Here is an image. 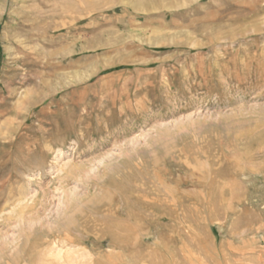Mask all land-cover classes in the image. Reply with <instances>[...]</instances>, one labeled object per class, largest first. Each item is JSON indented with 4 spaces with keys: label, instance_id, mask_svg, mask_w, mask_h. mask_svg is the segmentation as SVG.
Returning <instances> with one entry per match:
<instances>
[{
    "label": "rangeland",
    "instance_id": "374dc122",
    "mask_svg": "<svg viewBox=\"0 0 264 264\" xmlns=\"http://www.w3.org/2000/svg\"><path fill=\"white\" fill-rule=\"evenodd\" d=\"M0 195V264H264V0H0Z\"/></svg>",
    "mask_w": 264,
    "mask_h": 264
},
{
    "label": "bare ground",
    "instance_id": "6f19581e",
    "mask_svg": "<svg viewBox=\"0 0 264 264\" xmlns=\"http://www.w3.org/2000/svg\"><path fill=\"white\" fill-rule=\"evenodd\" d=\"M45 1V0H44ZM91 1V0H90ZM46 3H47V1H46ZM45 3V4H46ZM114 4V3H113ZM112 4V5H113ZM111 5V4H110ZM131 5V4H130ZM89 6V5H88ZM87 5H86V7H88ZM93 8V7H92ZM98 8V7H97ZM103 8V7H102ZM241 26V25H240ZM36 93V92H35ZM9 99V98H8ZM5 126V125H4ZM52 133V132H51ZM55 152H54V150L52 149V148H50V151L48 150V151H46V150H42V153L40 154L41 155V157H40V160H39V162H36V163H38L39 164V166H41L40 168H42L43 169V166L46 164V160L51 156V155H53ZM62 153V152H61ZM60 152H58L56 155L58 156L59 154H61ZM28 156V155H27ZM25 168V167H24ZM62 168V167H61ZM69 168H71V166L69 167ZM63 170V169H62ZM148 174V173H147ZM79 175H80V173H79ZM66 177H68V176H66ZM80 177V176H79ZM146 177H148V176H146ZM66 179V178H65ZM174 179V178H173ZM135 181V180H134ZM176 181V180H175ZM178 181H179V179H178ZM148 182V181H147ZM179 182H181V181H179ZM178 183V182H177ZM134 184V183H133ZM136 184H138V182L136 183ZM135 184V185H136ZM138 186V185H137ZM140 186V185H139ZM14 190H15V188H14ZM13 190V191H14ZM11 191V190H10ZM12 191V192H13ZM19 191V190H18ZM12 192H10L9 194H11ZM15 192V191H14ZM13 192V193H14ZM21 192H22V190H21ZM16 193H18V192H16ZM23 193V192H22ZM129 193V192H128ZM127 193V194H128ZM129 195V194H128ZM139 195H140V193H139ZM148 195V194H147ZM1 196V195H0ZM24 196V195H23ZM23 196H21V197H23ZM12 197V196H11ZM142 197H143V195H142ZM154 197H155V195H154ZM153 197V198H154ZM182 197V196H181ZM9 197L7 196V199H8ZM14 198V197H13ZM13 198H10V199H13ZM160 198V197H159ZM17 199H19V198H17ZM150 199H152V198H150ZM148 200V199H147ZM153 201H154V199H153ZM183 201L185 202V200L183 199ZM10 202H11V200H10ZM157 202V201H156ZM9 203V202H8ZM182 203V202H181ZM5 204H6V202H5ZM126 205V204H125ZM156 206V205H155ZM4 207V206H3ZM2 207V208H3ZM121 207V206H120ZM5 208V207H4ZM157 208H159V205H157ZM1 209V208H0ZM92 209H94L95 211H99L100 210V206L99 205H96V206H94ZM160 209V208H159ZM162 209V208H161ZM5 210V209H4ZM3 210V211H4ZM72 210V209H71ZM91 210V209H90ZM117 211V210H116ZM197 213V212H196ZM183 216V215H182ZM130 218V217H129ZM132 218V217H131ZM136 218V217H135ZM76 219V218H75ZM78 219V218H77ZM144 219V218H143ZM93 220L94 219H92V217L90 218L88 215H86V214H84V215H81L80 217H79V219L78 220H72L71 221V224L74 226V227H86L87 225H88V222H93ZM147 220V219H146ZM95 221V220H94ZM90 222V223H91ZM150 223V222H149ZM69 226V225H68ZM95 226V225H94ZM71 227V226H70ZM73 227V228H74ZM135 227H136V224H135ZM139 228V227H138ZM138 228H136V230L138 229ZM141 230H143V229H141ZM58 232V231H57ZM90 232V231H89ZM136 232V231H135ZM137 232H138V230H137ZM74 233V232H73ZM87 233V232H86ZM52 234V233H51ZM97 234V233H96ZM68 235V234H67ZM140 235V234H139ZM44 236V235H43ZM51 236V235H50ZM53 236V235H52ZM29 237V236H28ZM49 238V237H48ZM56 238V237H55ZM65 238V237H64ZM136 239V238H135ZM96 240V239H95ZM73 243V242H72ZM38 244H40V243H38Z\"/></svg>",
    "mask_w": 264,
    "mask_h": 264
}]
</instances>
